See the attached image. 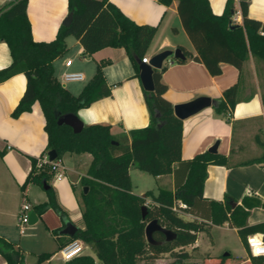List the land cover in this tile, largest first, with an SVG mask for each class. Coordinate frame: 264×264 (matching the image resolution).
<instances>
[{"label":"trees","instance_id":"obj_1","mask_svg":"<svg viewBox=\"0 0 264 264\" xmlns=\"http://www.w3.org/2000/svg\"><path fill=\"white\" fill-rule=\"evenodd\" d=\"M27 1L11 0L0 7V42L7 45L11 57L9 66L0 70V83L16 74H23L26 79L24 93L11 116L16 118L29 112L38 102L45 119L46 152L55 151L56 160L60 161L64 154L86 153L91 156L85 175L79 179L84 228L77 230L70 241L80 240L91 246L95 259L80 255L63 264H154L164 254H171L174 258L170 264H185L188 254L175 249L182 250L193 244L196 233L204 229L207 221L214 225L229 222L238 228L245 245L249 235L259 233L264 238V222L246 226V213L240 206L232 208L228 203L222 205L203 199L207 166L224 165L223 157L206 151L182 161L183 122L174 116L173 105L163 98L166 86L161 82V75L168 67L167 61L153 70V91L143 90L149 114L147 127L131 130L127 136L113 134L108 125L85 126L78 134L65 125H57L59 116L76 115L79 109L110 95L102 75V64L97 65L94 75L77 96L66 91L56 79L52 62L66 52V37L78 40L86 54L106 47L123 48L138 75V63L144 58L156 28L136 25L109 0H67L68 12L72 13L70 25H61L53 41L34 42L26 16ZM156 1L165 7L176 2L180 22L195 50L192 54L179 47L185 59L169 57L171 63L199 62L211 76L221 73V63L232 65L239 72L250 58L264 63V23L248 17V0H237V8L235 0H226L223 12L218 16L212 14L208 0ZM236 12L241 17L240 24L231 20ZM237 89L236 84L224 90L222 99L214 107V114L228 123L237 103ZM261 103L264 107V94ZM257 160L264 162V145ZM31 163L21 188L29 183L42 186L43 181L48 185L53 176L49 167L38 168L35 159H31ZM176 165L185 166L186 174L183 184L174 191L158 189L156 195L146 192L145 197L133 193L130 167L158 178L172 174ZM84 187L86 193H83ZM46 195L47 201L36 210L43 212L53 208L60 212L51 187L46 190ZM147 197H150L149 202H146ZM178 202L185 208L178 207ZM256 205L264 208V201H257ZM142 207L146 208L144 216ZM181 213L191 214L201 221L184 220ZM152 220L172 231L175 239L164 243V236L155 232L153 238L161 244L149 245L144 228ZM0 256L6 264H21L22 261L21 254L2 238ZM51 256L42 253L37 263ZM251 260L254 264H264V257H251Z\"/></svg>","mask_w":264,"mask_h":264},{"label":"crops","instance_id":"obj_2","mask_svg":"<svg viewBox=\"0 0 264 264\" xmlns=\"http://www.w3.org/2000/svg\"><path fill=\"white\" fill-rule=\"evenodd\" d=\"M10 1L0 0V7ZM109 1L136 25L156 28L144 57L150 59L162 51L172 52L179 47L195 54L180 22L175 1L169 7L156 0ZM208 2L212 14L217 16L222 14L226 0H208ZM67 5V0L27 1L26 16L34 42H50L55 39L59 27L69 13ZM235 8H237V0H235ZM247 15L253 20L264 23V0H248ZM234 16H237V12ZM238 20L236 24L241 23L240 16ZM65 43L67 50L64 55L52 62L53 72L62 69L61 79L65 73H80L83 75V80L66 83L63 79L58 80L64 89L71 95L77 96L94 75L97 65L102 64V75L110 92L109 96L77 111L76 116L83 127L108 125L113 134L123 133L127 136L131 130L147 127L149 114L143 98L139 71L136 75L125 50L106 47L93 54H86L80 42L74 37H66ZM68 60L71 61L70 66L65 65ZM10 63L9 49L5 43L0 42V70L8 67ZM220 71L219 75L211 76L199 62L171 63L161 75V82L166 86L163 98L173 107L199 97H206L214 103L182 121L181 159L188 161L195 155L208 151L217 142L215 154L223 157L225 164L207 166L203 199L222 205L228 203L232 208L240 206L246 213L245 225L253 226L264 222V208L256 205L257 201H264V162L257 160L262 155L264 145V107L261 103V96L264 94V71L260 65L255 67L251 58L243 64L241 72L232 65L224 63L220 64ZM236 84L237 103L228 123L214 114V107L222 99L223 91ZM25 86L26 79L23 74H16L0 83V153H2L0 155V238L10 243L21 254V264H31L27 262L26 254H33L36 257L32 264H56L53 261L54 253H59L71 242L70 239L75 232L84 228L77 186L79 179L87 171L91 156L86 153L63 155L61 159L63 177L58 181L51 176V183H48L61 211L47 208L43 212H38L36 207L47 201L46 190L34 183H29L24 189L21 185L30 172L31 159L47 156L48 138L44 130L45 119L38 102L32 105L29 112H23L16 118L11 116L24 93ZM65 160L68 165L64 164ZM81 166L84 168L83 172L80 171ZM133 168L130 167L128 171L130 180V172ZM185 174L186 167L176 165L172 174L155 178L157 181L155 190L147 192L156 195L158 189L174 191L183 184ZM79 188L81 190V187ZM145 193L141 197H145ZM149 201L150 197H147L146 202ZM24 204L30 206L27 212L28 223L25 225V233L27 225L31 226L29 231H32L28 243L20 239L25 233L20 234L18 227V216ZM180 215L187 221H201L188 213ZM66 223L75 228L72 236L63 233ZM216 229L233 232L241 248L239 256L234 257L228 252L227 245L223 246L224 249L227 248L224 255L211 254L210 251L215 244L213 231ZM14 230H17L18 234H14ZM44 237L51 239L55 244L54 251L44 250ZM63 244L64 246L60 248ZM82 246L81 255H89L95 259L92 247L84 243ZM26 247H33V250H28ZM181 249L189 256L184 261L185 264H254L238 228L231 226L229 222L214 225L207 221L204 229L196 233L195 242ZM42 253H49L52 256L37 263L38 256ZM60 260L57 264L65 262L61 256ZM157 261L156 264L167 262ZM0 264H6L1 256Z\"/></svg>","mask_w":264,"mask_h":264},{"label":"water","instance_id":"obj_3","mask_svg":"<svg viewBox=\"0 0 264 264\" xmlns=\"http://www.w3.org/2000/svg\"><path fill=\"white\" fill-rule=\"evenodd\" d=\"M71 21H72V13L70 12L67 14L65 19L63 20L62 25L65 27H68ZM170 56H172L174 59H177V60L185 59V56L182 53V51L179 48H177L172 52L162 51L152 56L148 60V64H144L141 61H139L138 63L139 80L141 82V85L144 91L146 92L153 91L154 89L153 79H152L153 70L159 69L162 66V63ZM211 105H214V103L210 101V99L206 97H199L188 103L175 105L173 107V114L175 117L183 121L197 114L203 109L210 107ZM57 125H60V126L65 125L69 127L74 134L80 133L83 129L82 122L74 114H64L62 116H59L57 118ZM217 146H218V143L216 142L212 147L208 149V152L211 154H215ZM47 156L50 161H53L57 158V154L55 151H49L47 153ZM42 187L44 190H47L49 188V186L44 181H43ZM86 191H87V188L84 187L83 193H86ZM145 212H146V208L142 207V216L145 215ZM74 231H75V228L71 224L66 223V227L63 233L72 236ZM155 232L161 233L164 236V241H163L164 243H169L176 237V235L172 231L162 228L157 223L156 220H152L149 223H147L144 228L145 240L151 246H157L161 244V242L154 240L153 234Z\"/></svg>","mask_w":264,"mask_h":264},{"label":"rangeland","instance_id":"obj_4","mask_svg":"<svg viewBox=\"0 0 264 264\" xmlns=\"http://www.w3.org/2000/svg\"><path fill=\"white\" fill-rule=\"evenodd\" d=\"M255 67L259 66L263 68L264 71V63L263 62H257L255 60H253ZM59 65V62H58ZM61 74H62V69L54 72V76L57 78V80L61 81ZM87 82V81H85ZM69 84H67L68 86ZM65 165H68L67 161H64ZM85 165V164H84ZM83 165V166H84ZM83 166L80 167V171H84ZM86 166V165H85ZM131 182H132V189L133 192L136 195H142L147 191H151V190H155V187L157 185V181L155 180L154 177L137 170L136 168L131 169ZM51 178L50 180H48V183L50 184L51 182ZM78 190V194L80 191V186H77ZM31 228V226H26V233L24 236L20 237L21 240H23V242L28 243L31 237V233L32 231H29V229ZM18 230V229H17ZM14 230V234H18V231ZM213 238H214V247L211 249L212 251L211 254L213 255H224L227 251V248L224 249L225 245L228 246V252H230L234 257H237L240 255L241 253V248L238 246L237 244V240H236V236L233 234L232 231L228 230L225 231L223 229H216L213 231ZM28 248V250H33V247H26ZM30 248V249H29ZM43 248L44 250H46L47 252H52L56 249L55 244L52 242L51 239H48L47 237H44L43 239ZM202 250H204V246L201 247ZM206 248V246H205ZM176 252L179 251H183V250H179V249H175ZM26 260L27 262H30L31 264L35 262L36 257L33 254H26ZM161 263L166 262L165 264H170L174 261V258L172 257L171 254H164L161 255L159 259ZM157 260H155L154 264H156V262H158ZM54 263H58L60 260V254L58 252L54 253V258H53Z\"/></svg>","mask_w":264,"mask_h":264},{"label":"built area","instance_id":"obj_5","mask_svg":"<svg viewBox=\"0 0 264 264\" xmlns=\"http://www.w3.org/2000/svg\"><path fill=\"white\" fill-rule=\"evenodd\" d=\"M239 12H237V16H233L231 18L233 23H237ZM168 59V58H167ZM167 61V65L171 64L169 60ZM148 58L144 57L141 59V62L144 64H148ZM71 61L68 60L65 62L66 66H70ZM163 64V63H162ZM63 82H76V81H82L83 75L80 73H65L63 74ZM36 166L38 168L43 166H48L50 169V172L53 174L56 180H61L63 177V165L61 164L60 160H53L50 161L46 155L38 157L36 159ZM180 208L184 209L185 205L182 203H179L178 205ZM30 210V206L28 204H24L22 206V209L18 216V227L20 234L25 233V225L28 223V215L27 212ZM175 210V208H173ZM246 248L248 251V254L250 257H264V238L261 234H253L246 237ZM83 252V246L82 243L79 240H73L67 245H65L60 250V256L64 261H69L73 259L74 257L80 256Z\"/></svg>","mask_w":264,"mask_h":264}]
</instances>
